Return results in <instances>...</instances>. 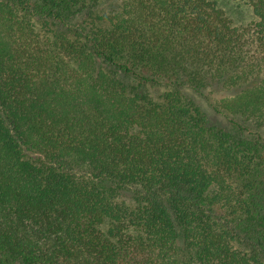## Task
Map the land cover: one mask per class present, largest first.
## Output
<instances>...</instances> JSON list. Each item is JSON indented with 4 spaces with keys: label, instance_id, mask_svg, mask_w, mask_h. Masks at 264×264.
Segmentation results:
<instances>
[{
    "label": "trees",
    "instance_id": "16d2710c",
    "mask_svg": "<svg viewBox=\"0 0 264 264\" xmlns=\"http://www.w3.org/2000/svg\"><path fill=\"white\" fill-rule=\"evenodd\" d=\"M246 1L0 0V264H264Z\"/></svg>",
    "mask_w": 264,
    "mask_h": 264
},
{
    "label": "rangeland",
    "instance_id": "374dc122",
    "mask_svg": "<svg viewBox=\"0 0 264 264\" xmlns=\"http://www.w3.org/2000/svg\"><path fill=\"white\" fill-rule=\"evenodd\" d=\"M218 3L220 8L226 13L235 26L246 27L257 20L252 7L246 0H218ZM186 94L193 96L198 105L202 107L208 116L212 118L215 115L208 99L205 96H199L188 92H186ZM218 97L219 94H214L213 99H217ZM220 117L222 118V116ZM217 119H219V117H217ZM262 134L264 138V131Z\"/></svg>",
    "mask_w": 264,
    "mask_h": 264
}]
</instances>
